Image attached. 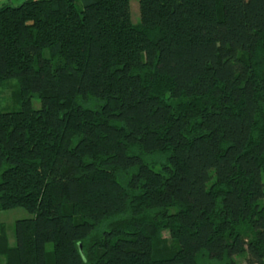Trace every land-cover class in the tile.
I'll return each mask as SVG.
<instances>
[{
  "label": "trees",
  "instance_id": "obj_1",
  "mask_svg": "<svg viewBox=\"0 0 264 264\" xmlns=\"http://www.w3.org/2000/svg\"><path fill=\"white\" fill-rule=\"evenodd\" d=\"M138 3L0 5V264H264V0Z\"/></svg>",
  "mask_w": 264,
  "mask_h": 264
},
{
  "label": "rangeland",
  "instance_id": "obj_2",
  "mask_svg": "<svg viewBox=\"0 0 264 264\" xmlns=\"http://www.w3.org/2000/svg\"><path fill=\"white\" fill-rule=\"evenodd\" d=\"M130 16L131 20L135 23L139 20V3L138 0H130ZM18 88L17 81L15 79H8L0 86V111L13 110L19 107L16 101V90ZM32 107L38 108L40 106L39 99L33 97L31 99ZM33 215L23 208L13 209H0V228L4 226L8 243L15 245L14 226L15 221L24 218H30ZM163 236L166 237L168 243L172 242L167 232H163ZM235 260L237 264H247L244 255H236Z\"/></svg>",
  "mask_w": 264,
  "mask_h": 264
},
{
  "label": "crops",
  "instance_id": "obj_3",
  "mask_svg": "<svg viewBox=\"0 0 264 264\" xmlns=\"http://www.w3.org/2000/svg\"><path fill=\"white\" fill-rule=\"evenodd\" d=\"M21 0H0V5L6 2H14V3H19Z\"/></svg>",
  "mask_w": 264,
  "mask_h": 264
}]
</instances>
